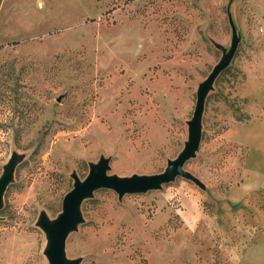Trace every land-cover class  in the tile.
Returning <instances> with one entry per match:
<instances>
[{"label": "rangeland", "instance_id": "rangeland-1", "mask_svg": "<svg viewBox=\"0 0 264 264\" xmlns=\"http://www.w3.org/2000/svg\"><path fill=\"white\" fill-rule=\"evenodd\" d=\"M231 50L185 174L94 188L70 264H264V209L248 207L264 195V0H0V264H50L41 221L100 158L123 178L164 170Z\"/></svg>", "mask_w": 264, "mask_h": 264}, {"label": "water", "instance_id": "water-1", "mask_svg": "<svg viewBox=\"0 0 264 264\" xmlns=\"http://www.w3.org/2000/svg\"><path fill=\"white\" fill-rule=\"evenodd\" d=\"M232 29L233 36L236 38L234 25H232ZM231 55L232 50L222 62L218 63L213 68L201 84L197 94L194 112L189 124L186 146L176 158L168 162L164 170L151 174H134L130 178H123L114 174H108L106 171L108 168V159L100 158L95 165L91 166L89 172L82 180L75 178L72 187L62 198V210L58 216L52 221H41L49 236V242L45 249V253L50 264H70L64 258L66 234L78 219L77 206L79 201L83 197L89 195L94 188L100 186L111 187L118 192L119 196H121L124 193H135L157 187L160 183L170 180L176 174H185L182 169V164L194 153L198 144V121L205 91L215 74L228 63ZM11 172L12 168H7L0 177V204L4 188L11 177Z\"/></svg>", "mask_w": 264, "mask_h": 264}, {"label": "crops", "instance_id": "crops-1", "mask_svg": "<svg viewBox=\"0 0 264 264\" xmlns=\"http://www.w3.org/2000/svg\"><path fill=\"white\" fill-rule=\"evenodd\" d=\"M261 196L258 192H253L252 194L248 195V207L251 209H258L259 207L264 209V195H262V204L260 202ZM257 240L251 242L250 244L256 243ZM248 244V246L250 245Z\"/></svg>", "mask_w": 264, "mask_h": 264}]
</instances>
